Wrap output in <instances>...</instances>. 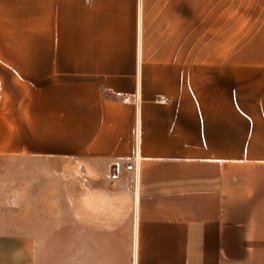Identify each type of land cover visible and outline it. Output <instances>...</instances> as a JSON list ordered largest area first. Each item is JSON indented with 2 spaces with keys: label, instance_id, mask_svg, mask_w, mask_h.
Instances as JSON below:
<instances>
[{
  "label": "crops",
  "instance_id": "1",
  "mask_svg": "<svg viewBox=\"0 0 264 264\" xmlns=\"http://www.w3.org/2000/svg\"><path fill=\"white\" fill-rule=\"evenodd\" d=\"M0 264H264V0H0Z\"/></svg>",
  "mask_w": 264,
  "mask_h": 264
},
{
  "label": "rangeland",
  "instance_id": "2",
  "mask_svg": "<svg viewBox=\"0 0 264 264\" xmlns=\"http://www.w3.org/2000/svg\"><path fill=\"white\" fill-rule=\"evenodd\" d=\"M122 191V190H121ZM123 195H126V190L123 189ZM120 195V196H121ZM119 206H120V223H126L130 221V215L127 214L128 210L131 209V200H127L126 197H120L119 199ZM132 221V220H131ZM132 250V247L126 248L127 253ZM123 252L120 250V254H122Z\"/></svg>",
  "mask_w": 264,
  "mask_h": 264
},
{
  "label": "built area",
  "instance_id": "3",
  "mask_svg": "<svg viewBox=\"0 0 264 264\" xmlns=\"http://www.w3.org/2000/svg\"><path fill=\"white\" fill-rule=\"evenodd\" d=\"M129 167H130V168H132L133 166H132V165H130Z\"/></svg>",
  "mask_w": 264,
  "mask_h": 264
}]
</instances>
